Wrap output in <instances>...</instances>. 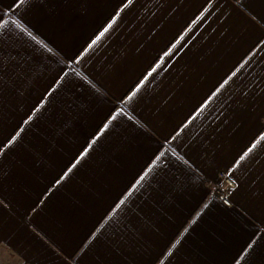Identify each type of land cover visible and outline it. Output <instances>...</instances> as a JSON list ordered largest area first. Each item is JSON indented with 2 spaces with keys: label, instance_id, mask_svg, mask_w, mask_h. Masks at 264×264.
<instances>
[{
  "label": "crops",
  "instance_id": "crops-1",
  "mask_svg": "<svg viewBox=\"0 0 264 264\" xmlns=\"http://www.w3.org/2000/svg\"><path fill=\"white\" fill-rule=\"evenodd\" d=\"M0 264H264V0H0Z\"/></svg>",
  "mask_w": 264,
  "mask_h": 264
},
{
  "label": "built area",
  "instance_id": "built-area-1",
  "mask_svg": "<svg viewBox=\"0 0 264 264\" xmlns=\"http://www.w3.org/2000/svg\"><path fill=\"white\" fill-rule=\"evenodd\" d=\"M220 180L221 181L215 185L213 193L222 199L225 204L230 205L232 203L230 194L231 191L236 187V182L224 173L220 175Z\"/></svg>",
  "mask_w": 264,
  "mask_h": 264
}]
</instances>
